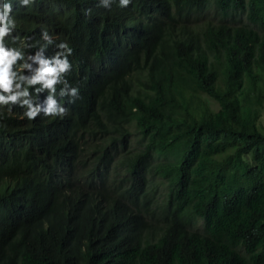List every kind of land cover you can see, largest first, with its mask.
I'll use <instances>...</instances> for the list:
<instances>
[{
	"label": "trees",
	"instance_id": "1",
	"mask_svg": "<svg viewBox=\"0 0 264 264\" xmlns=\"http://www.w3.org/2000/svg\"><path fill=\"white\" fill-rule=\"evenodd\" d=\"M13 15L26 52L70 44L79 94L63 117L0 106V264H264V0Z\"/></svg>",
	"mask_w": 264,
	"mask_h": 264
},
{
	"label": "clouds",
	"instance_id": "2",
	"mask_svg": "<svg viewBox=\"0 0 264 264\" xmlns=\"http://www.w3.org/2000/svg\"><path fill=\"white\" fill-rule=\"evenodd\" d=\"M14 2L19 6H31L33 0H0V106L9 105L10 108L12 104H18L24 109L23 116L29 120L41 113L51 118L63 117L66 108L58 103L56 97L73 98L79 94L78 86H70L64 75L72 67L68 57L73 49L67 41H60L56 44L57 50L51 56H45L44 48L46 44H52L53 39L47 30H43L42 38L46 44L34 53L26 52L25 49L34 45L27 42L29 37L13 35L17 27L13 15ZM111 2L100 0L105 7ZM118 3L125 6L129 0H118ZM57 84L61 85L58 92ZM33 85L38 86L30 90ZM45 90L47 95L43 104L34 103L38 93ZM33 93L36 94L35 100Z\"/></svg>",
	"mask_w": 264,
	"mask_h": 264
},
{
	"label": "rangeland",
	"instance_id": "3",
	"mask_svg": "<svg viewBox=\"0 0 264 264\" xmlns=\"http://www.w3.org/2000/svg\"><path fill=\"white\" fill-rule=\"evenodd\" d=\"M213 105L216 106L215 103ZM261 122H262V124L264 126V112H263V116H262ZM132 129H134V128H132ZM132 137H133V143L136 144V139H138V137L136 136V134H134ZM163 188H164V186L160 185V187L158 189H156V191H153V193H157L154 196L157 197V198H162L163 197V192H164ZM154 219H158V216H155Z\"/></svg>",
	"mask_w": 264,
	"mask_h": 264
}]
</instances>
